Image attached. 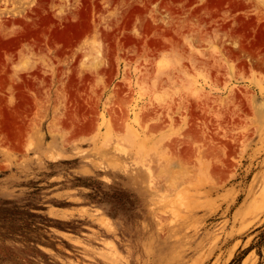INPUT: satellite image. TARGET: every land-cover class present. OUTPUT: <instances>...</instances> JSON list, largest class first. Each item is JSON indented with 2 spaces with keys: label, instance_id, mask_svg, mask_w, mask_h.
<instances>
[{
  "label": "rangeland",
  "instance_id": "374dc122",
  "mask_svg": "<svg viewBox=\"0 0 264 264\" xmlns=\"http://www.w3.org/2000/svg\"><path fill=\"white\" fill-rule=\"evenodd\" d=\"M0 264H264V0H0Z\"/></svg>",
  "mask_w": 264,
  "mask_h": 264
}]
</instances>
